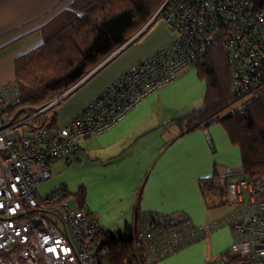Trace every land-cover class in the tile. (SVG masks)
Here are the masks:
<instances>
[{
	"label": "built area",
	"instance_id": "2783aa9c",
	"mask_svg": "<svg viewBox=\"0 0 264 264\" xmlns=\"http://www.w3.org/2000/svg\"><path fill=\"white\" fill-rule=\"evenodd\" d=\"M258 0H161L152 19L161 18L174 40L113 80L66 125H52L45 105L19 103V87L0 89V264H108L109 248L99 223L83 208L42 194L40 182L51 177L55 160L82 161L80 142L102 133L186 68L205 61L211 46L226 51L231 92L252 93L264 86V6ZM228 203L200 225L183 211L133 209L138 264H156L208 238L223 225L233 240L203 264H264V173L233 175Z\"/></svg>",
	"mask_w": 264,
	"mask_h": 264
},
{
	"label": "crops",
	"instance_id": "0c3cea01",
	"mask_svg": "<svg viewBox=\"0 0 264 264\" xmlns=\"http://www.w3.org/2000/svg\"><path fill=\"white\" fill-rule=\"evenodd\" d=\"M73 1L0 0V89L15 81V59L43 43L44 26ZM154 23L113 53L89 81L60 99L54 108L56 126L66 125L130 66L174 40L165 22L159 28ZM206 91L197 69L186 68L176 81L152 93L110 129L84 138L77 153L82 161H52L51 177L39 183L40 192L49 194L65 186L73 193L84 186V210L99 225L123 236L132 233L135 207L183 211L195 224H202L220 208H209L200 179L209 177L216 165L227 173L242 168L240 147L231 142L221 123L186 132V121L179 120L203 104ZM232 240L230 227L223 225L156 264H203Z\"/></svg>",
	"mask_w": 264,
	"mask_h": 264
},
{
	"label": "trees",
	"instance_id": "16d2710c",
	"mask_svg": "<svg viewBox=\"0 0 264 264\" xmlns=\"http://www.w3.org/2000/svg\"><path fill=\"white\" fill-rule=\"evenodd\" d=\"M258 1L264 6V0ZM160 4L161 0H74L69 8L44 26L43 43L15 59L14 82L19 87V103L43 105L70 90L144 27ZM196 69L207 84L205 99L200 107L179 120L186 121V132L207 130L211 124L221 123L231 142L240 147L242 155L239 172H221L216 165L209 177L200 179L209 208L218 209L228 203L230 176L240 172L247 176L264 173V90L252 92V98L247 100L245 98L252 93L239 96L231 92L230 62L219 44L210 47L205 61ZM240 102L239 107L231 109ZM49 119L52 125L57 124L55 109ZM212 147L214 149L213 144ZM55 191L61 200L72 198L79 207L85 208L84 186L73 193L67 192L65 186ZM99 235L109 248L108 264H138L134 246L126 243V236L101 225Z\"/></svg>",
	"mask_w": 264,
	"mask_h": 264
},
{
	"label": "rangeland",
	"instance_id": "374dc122",
	"mask_svg": "<svg viewBox=\"0 0 264 264\" xmlns=\"http://www.w3.org/2000/svg\"><path fill=\"white\" fill-rule=\"evenodd\" d=\"M155 13H156V12H155ZM154 15H155V14H154ZM154 15H153V16H154ZM163 22H164V21H163L161 18H158L157 21L154 23V24H155L154 27L158 26V28H159V26H163V24H164ZM142 28H143V27H142ZM142 28H141V29H142ZM141 29H140V30H141ZM140 30H139V31H140ZM139 31H137L135 34H133L132 37H131L129 40L133 39V38L138 34ZM149 32H150V33H149ZM153 32H154V30L148 31V34H151V33H153ZM146 35H147V34H146ZM146 35H145V36H146ZM129 40H128V41H129ZM128 41H127V42H128ZM127 42H126V43H127ZM263 90H264V86H262L259 90H256V91H258V92H262ZM254 92H255V91H254ZM253 94H254V93H252L251 95H249L247 98H245V100L252 98V95H253ZM62 95H63V94H62ZM62 95H61V96H62ZM61 96L56 97V98H52L51 100H49V102H52V101H54V100L60 98ZM59 101H60V100H59ZM59 101H58V102H59ZM49 102H47V103H49ZM58 102H57V103H58ZM47 103H44L43 105H45V104H47ZM57 103H56V104H57ZM240 105H241V102L235 104L234 106H232L231 109L234 108V107H239ZM55 106H56V105H54V106L48 111V113L45 114L46 117H47L49 114H51V113L53 112ZM84 106H85V105H84ZM84 106H83V107H84ZM80 111H81V110H80ZM80 111H79V112H80ZM79 112H78V113H79ZM219 169H220L221 172L223 171L221 166H219ZM239 171H240V168H237V169L235 170V173H237V172H239ZM237 175H238V176H243V175H245V174L240 172V173H238ZM71 200H72V198L69 199L68 201L71 203V205L75 206V205H76V201L72 202ZM227 227H228V226H227Z\"/></svg>",
	"mask_w": 264,
	"mask_h": 264
},
{
	"label": "water",
	"instance_id": "95a60500",
	"mask_svg": "<svg viewBox=\"0 0 264 264\" xmlns=\"http://www.w3.org/2000/svg\"><path fill=\"white\" fill-rule=\"evenodd\" d=\"M154 21V19H150V21L138 32V35L139 34H141L147 27H149L150 25H151V23ZM137 35V36H138ZM136 36V37H137ZM133 39H135V37L133 38ZM133 39H131V40H133ZM131 40H129L127 43H125L124 45H127V44H129L130 42H131ZM122 47H124V46H122ZM121 47V48H122ZM120 48V49H121ZM119 50V49H118ZM117 50V51H118ZM111 57H113V54L107 59V60H105L102 64H100L97 68H95L93 71H91L87 76H85L82 80H80L76 85H74L70 90H68L67 92H65L60 98H59V100L60 99H62V98H64V97H66L68 94H70L72 91H74L76 88H78L82 83H84L87 79H89L95 72H97L105 63H107V61H109V59H111Z\"/></svg>",
	"mask_w": 264,
	"mask_h": 264
}]
</instances>
